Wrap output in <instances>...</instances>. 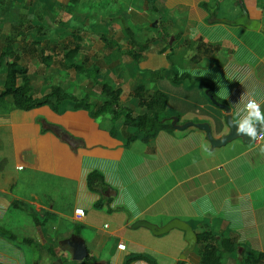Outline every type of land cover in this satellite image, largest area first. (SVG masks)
I'll return each mask as SVG.
<instances>
[{"label":"crops","instance_id":"obj_1","mask_svg":"<svg viewBox=\"0 0 264 264\" xmlns=\"http://www.w3.org/2000/svg\"><path fill=\"white\" fill-rule=\"evenodd\" d=\"M37 1L46 6L70 2ZM72 5L79 11L96 6L92 25L81 11L87 21L79 36L80 51L95 45L103 61L96 65L98 81L120 87L121 102L136 114L143 113L137 100L125 97L143 84L168 96L164 116L178 118V125L207 123L214 138L228 133L225 112L204 88L189 80L172 83L174 75L206 82L213 99L230 111L247 91H255L258 101L264 99V34L215 21H232L244 8L250 19L264 25V0H153V8L146 0H78ZM128 30L140 42L154 39L138 62L122 55L136 50ZM8 35L0 30V39ZM1 78L0 91L5 73ZM103 124L105 120H94L81 109L56 113L42 106L23 111L8 100L0 103V191L12 197L10 202L0 198V226L9 231L4 226L11 224V209L46 220L42 227L32 216V225L14 222L22 235L14 234L17 239L32 240L33 261L21 242L0 234V264H72L66 240L82 241L90 264H123L132 255L157 264L196 261L194 251L180 259L187 247L183 232L155 236L145 228L132 229L141 220L163 227L177 219L195 233L234 235L240 246L264 253V141L246 145L238 139L212 149L205 132L188 127L162 130L152 142L135 141L126 148ZM93 171L109 188L111 212L93 207L101 198L87 186ZM121 195L125 202L113 208ZM77 209L84 211L79 219ZM120 243L124 250L118 249ZM240 250L238 246L223 264H236Z\"/></svg>","mask_w":264,"mask_h":264},{"label":"trees","instance_id":"obj_2","mask_svg":"<svg viewBox=\"0 0 264 264\" xmlns=\"http://www.w3.org/2000/svg\"><path fill=\"white\" fill-rule=\"evenodd\" d=\"M150 7L153 0H146ZM72 4L78 0H70ZM24 18V17H23ZM13 26V33L5 38V46L0 51V68L2 63L5 65V78L3 81V89L0 91V103L7 100L11 104L23 111H29L42 106H48L53 112L61 113L67 109L85 110L89 116L94 119H103L105 124L103 127L112 137L120 136L124 140V146L128 148L135 141H141L144 144L152 142L158 133L162 130H172L170 124L171 118L164 116L167 108L168 96L159 90H148L143 84H138L131 92V98L137 100L138 107L143 113L136 114L131 108L125 106L121 102L122 90L118 86H113L106 82L98 81L99 69L96 65L85 63H76L74 60L80 53L81 38L73 35V47H64V55L62 56L63 66L65 68L74 69L80 76L86 78L91 87H99L98 96L95 98L91 93H83L80 97L68 91L60 85H51L49 90L36 98L33 94V88L30 84L28 69L18 63L15 54L14 43L17 37H22L21 27L18 23ZM129 43L136 50L124 51L122 55L128 56L131 60L138 62L142 52L154 42L150 38L144 42L138 41L131 30H128ZM41 61L47 66L50 64L51 56H41ZM184 80L197 83L204 88L207 95L212 96L210 85L199 79L193 80L187 75L172 76V83H178ZM120 123V127L117 125ZM87 186L91 192L98 193L101 198L97 200L93 207L97 210H105L111 212V198L106 197L108 186L105 184L103 176L93 171L87 176ZM14 206L18 203L12 202ZM35 225L42 227L46 220L39 219L31 214ZM0 234L13 242H21L32 245V240L23 238L18 240L17 237L0 226ZM197 244L193 250L196 255V261L193 264H223L226 256L235 253L237 247L241 248L239 258L236 264H264V253L254 252L245 246L238 244L234 235L223 237H215L210 231L205 230L196 233ZM53 255V251L49 250ZM134 260H142L149 264H157L151 258L144 255H132L125 259L123 264H130ZM91 260L85 258L81 262H72V264H90ZM176 264H183L179 261Z\"/></svg>","mask_w":264,"mask_h":264},{"label":"rangeland","instance_id":"obj_3","mask_svg":"<svg viewBox=\"0 0 264 264\" xmlns=\"http://www.w3.org/2000/svg\"><path fill=\"white\" fill-rule=\"evenodd\" d=\"M132 8L136 9L135 6ZM96 10V6H94L79 11L78 7L70 2L58 6H46L37 0H34V2L33 0H0V30L11 34L13 33V26L16 25L15 23H18L21 27L18 31L21 32L22 37H17L14 43L15 54L18 63L28 69L34 97H41L49 90L51 85H60L78 97L90 90L93 97L98 96L99 87L92 88L89 81L80 76L74 69L65 68L62 60L64 47H73V35L81 36L85 31L87 20L83 18L81 11L88 14L87 19L92 25L96 21ZM4 46V39H0V51ZM96 53L94 45L86 51H80L74 62L85 63L86 65L103 64L101 55ZM46 55L51 56L48 66L41 61V56ZM4 73L5 65L2 63L0 79H2L1 75L3 76ZM113 73L116 74V71H113ZM130 97L131 94L125 98L130 100ZM45 107L49 108L48 106ZM19 173L23 175L26 174V171ZM8 217L11 224L4 227L19 238L22 235L15 230L16 223L14 222L18 221L25 225H32L31 216L26 211L11 209ZM27 235H30V231L24 233L23 236ZM20 245L26 252L29 261H33V249L24 243H20ZM35 264L43 263L36 261Z\"/></svg>","mask_w":264,"mask_h":264},{"label":"water","instance_id":"obj_4","mask_svg":"<svg viewBox=\"0 0 264 264\" xmlns=\"http://www.w3.org/2000/svg\"><path fill=\"white\" fill-rule=\"evenodd\" d=\"M242 15L232 21L224 20V19H216V22L224 23L231 26H242L247 30L250 31H261L264 34V25H261L260 22L256 20L250 19L247 11L244 8H241ZM211 99V102L218 108L222 109L225 112V122L229 129L228 133L226 135H223L220 138H214L211 132V128L207 123H185L183 125H178V118L173 117L171 119V126L174 129L184 130L188 127H195L206 134V138L211 146L212 149L214 148H220L225 146L226 144L235 141V140H241L243 144H250L252 141L246 136H238L236 133V127L232 125L231 120L232 117L229 115V108L219 102H217L215 99H213L212 96H209ZM257 129L259 131V126H257ZM0 198L5 199L7 201H11L12 197L9 194V191L1 192L0 191ZM137 228H145L149 230L153 235L160 236L168 233L171 230H179L184 233V241L187 245L185 249V253L181 255L180 259H185L186 254L188 252H191L194 250L196 244H197V237L196 233L193 231V229L188 225L187 223L174 219L164 225L163 227H157L156 225H153L147 221H137L132 225V229ZM65 245L69 246L72 249V260L75 262H81L87 257V249L86 246L82 241H71L66 240L64 241Z\"/></svg>","mask_w":264,"mask_h":264},{"label":"clouds","instance_id":"obj_5","mask_svg":"<svg viewBox=\"0 0 264 264\" xmlns=\"http://www.w3.org/2000/svg\"><path fill=\"white\" fill-rule=\"evenodd\" d=\"M256 95L255 91L245 92L229 115L232 117L231 123L236 127L238 136H246L250 141H264V110L261 109L264 99L258 101ZM257 126H259V131ZM261 151L264 152V148H261ZM124 202L123 195H121L113 202L112 207L115 208ZM77 212L81 213V210L77 209Z\"/></svg>","mask_w":264,"mask_h":264},{"label":"built area","instance_id":"obj_6","mask_svg":"<svg viewBox=\"0 0 264 264\" xmlns=\"http://www.w3.org/2000/svg\"><path fill=\"white\" fill-rule=\"evenodd\" d=\"M81 210V213H78L77 212V210H75V216L79 219V218H81L82 216H83V214H84V211L82 210V209H80ZM124 248H125V245H124V243H120V244H118V249L119 250H124Z\"/></svg>","mask_w":264,"mask_h":264}]
</instances>
